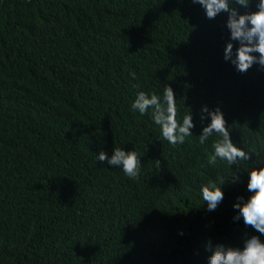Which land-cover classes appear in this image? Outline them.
I'll return each instance as SVG.
<instances>
[{
	"label": "trees",
	"instance_id": "1",
	"mask_svg": "<svg viewBox=\"0 0 264 264\" xmlns=\"http://www.w3.org/2000/svg\"><path fill=\"white\" fill-rule=\"evenodd\" d=\"M226 21L191 0H0V264H208L209 243L264 241L233 208L264 166V70L224 60ZM166 86L195 124L181 145L131 108ZM204 106L249 161L209 164ZM114 148L137 152L138 179L98 161ZM209 181L225 183L211 212Z\"/></svg>",
	"mask_w": 264,
	"mask_h": 264
},
{
	"label": "clouds",
	"instance_id": "2",
	"mask_svg": "<svg viewBox=\"0 0 264 264\" xmlns=\"http://www.w3.org/2000/svg\"><path fill=\"white\" fill-rule=\"evenodd\" d=\"M191 2L199 4L209 20L227 13L226 27L230 31V40L237 42L239 46L234 51L233 43H227L224 49L226 62L230 61L242 74L250 70L253 65H259L260 69L264 70V0H258L256 11L245 14H240L238 9H248L250 0H232L231 3L230 0H191ZM131 75L135 79V73ZM131 108L142 116L148 114L151 109L152 120L160 127L162 138L173 146L181 145L185 143L187 137L193 136L191 129L195 124L191 112L183 117L182 123L177 119L175 93L170 86L165 87L162 97L139 92ZM206 118H210V123L202 129V134L198 137L200 143L204 144L214 134L219 137L212 144L214 151L209 158V164L215 165L217 159L226 161L229 166L237 165L241 161H249V154L232 142L222 111L219 108L210 111L204 106L201 120ZM97 159L100 162H107L109 166L122 168L124 174L132 180L139 178L142 163L135 150L126 152L124 149L114 148L110 158L106 152L101 151ZM155 162L160 165L159 161ZM237 173L235 180L231 182H238ZM248 176L247 191L251 195L247 200L244 197L237 198L233 208L238 214L234 220L239 221L242 218L246 227H251L264 235V166L251 169ZM223 186H218L215 181H209L201 187L202 198L207 204L208 211H215L223 202ZM207 250L211 252L208 264H264V241L256 235L246 239L242 248L222 244L213 248L209 243Z\"/></svg>",
	"mask_w": 264,
	"mask_h": 264
}]
</instances>
